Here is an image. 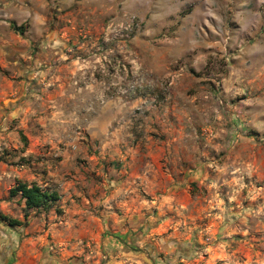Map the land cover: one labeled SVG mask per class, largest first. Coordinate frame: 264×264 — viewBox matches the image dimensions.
<instances>
[{"label": "rangeland", "instance_id": "obj_1", "mask_svg": "<svg viewBox=\"0 0 264 264\" xmlns=\"http://www.w3.org/2000/svg\"><path fill=\"white\" fill-rule=\"evenodd\" d=\"M0 264H264V0H0Z\"/></svg>", "mask_w": 264, "mask_h": 264}, {"label": "trees", "instance_id": "obj_2", "mask_svg": "<svg viewBox=\"0 0 264 264\" xmlns=\"http://www.w3.org/2000/svg\"><path fill=\"white\" fill-rule=\"evenodd\" d=\"M11 27L19 34H23L24 32L22 25L12 23ZM18 194L24 200L25 208L27 209L36 208L49 210L60 198L56 190L47 189L35 182L29 184L27 182L18 181L10 188L9 195L15 196ZM9 224L19 225L21 223L16 219H10Z\"/></svg>", "mask_w": 264, "mask_h": 264}]
</instances>
